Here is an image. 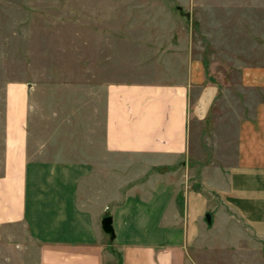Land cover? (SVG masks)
I'll return each instance as SVG.
<instances>
[{
	"label": "rangeland",
	"instance_id": "rangeland-1",
	"mask_svg": "<svg viewBox=\"0 0 264 264\" xmlns=\"http://www.w3.org/2000/svg\"><path fill=\"white\" fill-rule=\"evenodd\" d=\"M186 52L218 85L192 150L211 147L207 156L227 164L236 124L252 108L240 70L264 59V0H0V174L8 87L22 85L28 157L91 162L98 189L126 192L151 171L113 156L101 169L105 86L167 80L179 71L169 62ZM204 190L214 194L209 185ZM208 212L212 225L203 218L188 264H264V240L250 231L246 241L237 225ZM0 264H37V244L24 226L0 244Z\"/></svg>",
	"mask_w": 264,
	"mask_h": 264
},
{
	"label": "crops",
	"instance_id": "crops-1",
	"mask_svg": "<svg viewBox=\"0 0 264 264\" xmlns=\"http://www.w3.org/2000/svg\"><path fill=\"white\" fill-rule=\"evenodd\" d=\"M184 58L169 62L179 71L167 80L105 86L101 169L113 156L151 171L126 192L98 189L91 162L28 157V87H8L0 244L22 225L37 244V264H188L208 211L237 225L241 236L254 232L264 240V59L240 70L252 108L236 124L226 164L207 156L211 147L192 150L218 85L189 53ZM105 215L112 216L113 238L101 228Z\"/></svg>",
	"mask_w": 264,
	"mask_h": 264
},
{
	"label": "water",
	"instance_id": "water-1",
	"mask_svg": "<svg viewBox=\"0 0 264 264\" xmlns=\"http://www.w3.org/2000/svg\"><path fill=\"white\" fill-rule=\"evenodd\" d=\"M205 219L208 223L211 222V216L209 213L206 214ZM101 228L102 230L109 234L111 238L114 237V230L112 226V216L111 215H105L101 219Z\"/></svg>",
	"mask_w": 264,
	"mask_h": 264
}]
</instances>
